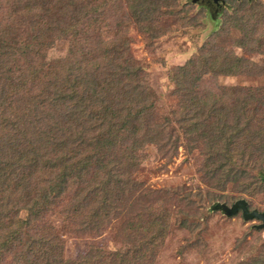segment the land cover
I'll return each instance as SVG.
<instances>
[{"label": "trees", "instance_id": "16d2710c", "mask_svg": "<svg viewBox=\"0 0 264 264\" xmlns=\"http://www.w3.org/2000/svg\"><path fill=\"white\" fill-rule=\"evenodd\" d=\"M200 1L0 0V264H152L176 228L201 230L192 216L209 203L264 212L244 197L264 195V85L219 82L264 76V29L236 6L193 11ZM220 8L195 54L169 69L163 100L128 28L152 45L202 30ZM228 37L256 54L227 50ZM57 41L66 52L49 58ZM149 146L161 167L182 150L201 184L139 179ZM107 230L115 250L64 256L65 236ZM240 264H264V247Z\"/></svg>", "mask_w": 264, "mask_h": 264}, {"label": "rangeland", "instance_id": "374dc122", "mask_svg": "<svg viewBox=\"0 0 264 264\" xmlns=\"http://www.w3.org/2000/svg\"><path fill=\"white\" fill-rule=\"evenodd\" d=\"M207 5L208 3L201 0L195 4L193 11L202 10V6L206 8ZM231 5L251 13L250 22L255 24L260 22L259 31L264 29V0H252L251 3H244L241 0H224L222 7L231 9ZM221 8L215 10L214 13L211 12L213 19H210L209 14L205 19H201L204 26L202 30L194 29L195 31L193 30L187 35L180 32L166 34L152 45L147 44L145 37L138 33L134 27L128 28L126 36L130 41L131 50L148 68L151 82L157 92L162 95L163 100L166 101L170 87L167 77L169 69L184 62L191 54H195L198 44L203 42L217 23L219 24L223 19ZM232 34L238 36L235 32ZM262 37L264 38L263 35ZM226 40L224 45L227 50L233 49L237 54L243 55L256 54L250 52L249 49L235 46L236 39L228 37ZM67 45V42L57 41L48 50L47 56L56 58L64 55ZM261 54H264V51ZM251 56L256 61H260L262 58L261 55ZM219 82L229 85H264V76H227L220 77ZM184 158L185 155L180 150L179 155L170 164L161 167V161L158 160L155 149L153 146H149L145 151V158L137 172V177L155 187L186 182L196 188V185L201 184L195 171L196 163L193 159L186 162ZM244 197L248 200L251 208L264 210V195ZM233 201L227 198L225 201L221 200L220 204L218 202L209 203L204 207L203 213L195 212L196 214L192 218L200 222L201 230L191 234L186 229L176 228L168 235L152 264H240L242 260L256 254L261 247H264V227L257 229L256 225H259L261 221L256 218L244 219L241 211L231 215L222 212L221 202H226L231 206ZM24 215V212L20 213V216L24 217ZM204 215L206 223H204ZM64 240L63 253L65 257L69 258L76 257L81 253L87 243L105 244L113 250L120 245L119 241L113 239L111 230L94 238L67 235ZM193 243L196 244L194 247L191 246ZM188 244L189 246H187Z\"/></svg>", "mask_w": 264, "mask_h": 264}, {"label": "water", "instance_id": "95a60500", "mask_svg": "<svg viewBox=\"0 0 264 264\" xmlns=\"http://www.w3.org/2000/svg\"><path fill=\"white\" fill-rule=\"evenodd\" d=\"M238 209L242 211V215L245 219H252V218L259 219L261 221L259 224L260 227H264V212L258 211L256 209H253V210L248 209L245 201L243 200H237L236 202L232 204L231 207H224L223 210L227 214H233L237 212Z\"/></svg>", "mask_w": 264, "mask_h": 264}, {"label": "flooded vegetation", "instance_id": "af4514ba", "mask_svg": "<svg viewBox=\"0 0 264 264\" xmlns=\"http://www.w3.org/2000/svg\"><path fill=\"white\" fill-rule=\"evenodd\" d=\"M224 0H211L210 3H212V6H216V7H219L222 3H223Z\"/></svg>", "mask_w": 264, "mask_h": 264}]
</instances>
